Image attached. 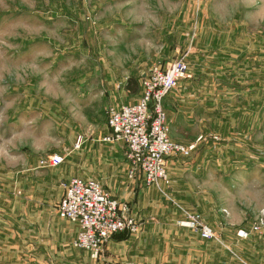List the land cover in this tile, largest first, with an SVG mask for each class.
<instances>
[{
  "label": "rangeland",
  "instance_id": "1",
  "mask_svg": "<svg viewBox=\"0 0 264 264\" xmlns=\"http://www.w3.org/2000/svg\"><path fill=\"white\" fill-rule=\"evenodd\" d=\"M178 59L190 78L169 96L191 83L177 119L195 149L170 160L203 174L187 181L219 203L226 251L264 264V0H0V213L20 220L26 203L60 198L70 178L55 183L60 172L82 177L73 128L105 118L106 83L140 96L143 74ZM54 153L60 166L33 169ZM101 262L122 261L104 252Z\"/></svg>",
  "mask_w": 264,
  "mask_h": 264
},
{
  "label": "crops",
  "instance_id": "2",
  "mask_svg": "<svg viewBox=\"0 0 264 264\" xmlns=\"http://www.w3.org/2000/svg\"><path fill=\"white\" fill-rule=\"evenodd\" d=\"M208 29L205 27V33L212 34L210 26ZM190 58L193 60L194 57ZM169 59L172 58L169 56ZM191 90V83L182 82L181 90L167 97L163 103L170 123V138L183 145L195 140L192 134H188L186 127L178 126L181 120L177 119L185 113H181V105H185L183 100L189 99ZM102 93V97L104 95L108 99V104L104 106L105 118L91 117L90 122L74 125L73 142L77 138L81 139L79 148H74V165L77 173L82 174L80 178L96 180L114 198L127 201L133 216V207L136 208L140 213L136 212L139 217L136 219L142 223L141 233L135 237L115 236L104 245L98 259L91 258L89 253H83L73 246L77 226L61 219L56 213L63 191L55 201L26 203L20 220L0 213V264H102L104 252L122 261L120 264H249L244 251H226V241L220 235H216L214 240L203 241L189 229L177 226V221L183 218V212L193 210L199 211L214 230H217L216 221L224 220L215 197L208 192L198 191L187 181L189 176L198 178L203 174L185 172L179 161L170 160L167 165L168 185L160 183L146 186L140 175L135 180H129L124 148L107 140L110 130L106 124V110L134 103L140 96L135 93L134 97L128 99L129 92L125 84L113 82L106 83ZM42 158L45 157L36 160L37 165L33 169L40 168L39 161ZM60 174L54 180L55 183L72 175L70 172L65 176V173ZM114 177L116 179L112 185L101 182ZM45 192L48 196L50 189L47 188ZM47 198H52V195ZM4 208L11 211V204H4ZM237 238V235L233 237L235 241L239 240ZM251 240L257 245L255 251L262 248L258 238ZM252 251L250 260L254 262Z\"/></svg>",
  "mask_w": 264,
  "mask_h": 264
},
{
  "label": "built area",
  "instance_id": "3",
  "mask_svg": "<svg viewBox=\"0 0 264 264\" xmlns=\"http://www.w3.org/2000/svg\"><path fill=\"white\" fill-rule=\"evenodd\" d=\"M190 78L188 65L183 59L168 61L155 66L139 78L140 97L134 103L109 107L106 110V124L110 130L107 138L111 143L124 148L128 163V178H143L146 186L168 184V161L175 157L187 158L195 144L182 145L169 137L164 100L178 86L180 80ZM79 138L76 148L81 144ZM63 156L53 154L39 161L40 168H56L63 163ZM63 196L57 205V214L78 228L73 246L96 259L104 245L116 234L137 236L142 223L131 215L127 202L114 198L100 182L93 179L71 177L62 183ZM177 226L189 229L203 241L216 238L214 229L201 214L183 212ZM261 225L249 230H239L237 237L247 239L257 233Z\"/></svg>",
  "mask_w": 264,
  "mask_h": 264
},
{
  "label": "trees",
  "instance_id": "4",
  "mask_svg": "<svg viewBox=\"0 0 264 264\" xmlns=\"http://www.w3.org/2000/svg\"><path fill=\"white\" fill-rule=\"evenodd\" d=\"M131 81H134L135 83L137 82L136 80H134V79L131 78V79H129V81L127 82V86L131 83ZM134 82H133V83H134ZM135 83H134V84H135ZM136 84H137V83H136ZM119 235H127V234H126V233H120V234H116V235H114L113 237H115V236H119ZM113 237H112V238H113Z\"/></svg>",
  "mask_w": 264,
  "mask_h": 264
}]
</instances>
